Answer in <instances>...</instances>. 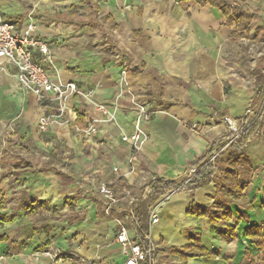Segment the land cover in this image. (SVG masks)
<instances>
[{"label":"crops","instance_id":"crops-1","mask_svg":"<svg viewBox=\"0 0 264 264\" xmlns=\"http://www.w3.org/2000/svg\"><path fill=\"white\" fill-rule=\"evenodd\" d=\"M207 1L0 0L3 20L19 21L18 28L31 21L36 36L47 43L51 61L42 64L53 82L77 83L79 93L70 102L82 126L106 118L97 110L100 104L115 114L113 122L99 124V137L108 141L102 147L64 125H51L42 132L39 120L53 105H43L36 96L19 92L14 67L0 66V126H16L10 138L28 135L43 152L33 151L20 159L22 146L7 139L10 159L18 158L12 159L11 167L4 163V170L0 158V204L6 202L0 215L12 217L10 222L0 221V264H85L98 255L107 258L106 264H124L117 242L100 252L90 246V225L98 221L95 210L105 212L100 187L121 181L116 190L123 194L128 188L138 197L149 180L181 179L212 142L228 134L225 118H245L256 89L264 84V66L248 78L241 76L244 64L236 51L241 41H230L235 24L229 26L221 11ZM238 2L255 15L249 39L253 41L254 30L264 26V0ZM135 102L145 104L152 114L146 125L148 139L136 156L121 141L134 132ZM230 153L226 152L225 162ZM244 155L249 166L239 171L249 182L244 192L246 206L232 204L229 222L215 225L206 218L187 215L192 201L207 208L220 206L217 187L212 184L194 195H172L160 209L155 236L154 228L150 231L152 240L182 247L192 243L190 235L198 234L207 250L221 253L213 260L190 259L187 264H230L225 256L240 264L247 251L256 264H263L264 254L245 235L249 226L264 228L263 136L252 140ZM55 163L59 168H54ZM66 164L73 166V172L60 167ZM78 194L70 211L64 200ZM15 196L17 203H13ZM32 200L45 202L50 213L57 211L65 217L50 220L46 224L51 227L49 232L35 231V218L25 211ZM129 207L119 202L113 215L129 212ZM101 221L108 217L104 215ZM237 223L234 242L218 237L217 230ZM128 232L134 238L133 230ZM52 244H57L58 255L70 251V258L54 257ZM169 261L176 264L179 259L163 260Z\"/></svg>","mask_w":264,"mask_h":264},{"label":"trees","instance_id":"trees-1","mask_svg":"<svg viewBox=\"0 0 264 264\" xmlns=\"http://www.w3.org/2000/svg\"><path fill=\"white\" fill-rule=\"evenodd\" d=\"M207 2L221 11L229 26L235 24L234 31L230 37L232 43H238L243 39H251L255 15L245 10L238 0H208ZM14 23L19 24V21H15ZM252 39L257 43L264 44V26H260L254 30V37ZM262 104L263 109L255 121H250L247 117L240 121L245 130L238 141L225 149L230 135L226 134L219 137L208 146L202 157L196 159L189 166L183 178L175 180L155 178L149 180L144 185L141 194L138 197H134V201L131 202L128 212L131 229L134 232V240L144 250L150 248L152 251L151 263L147 260L140 264H172L170 261L163 262L164 259L171 257L179 259L176 264H187L190 259L204 258L213 260L221 256L220 251L207 250L203 246L198 234L190 235L192 243L182 247H170L163 242L155 243L150 234V208L169 193L189 192L194 195L197 191L215 184L217 187L216 201L220 203V206L218 208H207L192 201L188 207L187 215L206 218L215 225L221 222H229L233 218V211L230 207L232 204L240 203L242 206H246L243 200L245 198L244 192L249 182L241 177L239 171V169L249 166V161L244 155V149L255 138L260 136L264 138V84L256 89L250 106L255 109ZM79 125H81L80 121ZM228 150H231V153L228 156L227 162H225L224 156ZM193 167H197L198 171L188 181V173ZM119 183L112 184L111 187L116 190ZM148 189L150 190L149 192L147 191ZM79 198V194L67 197L64 200V205L68 206L70 211H73ZM5 203V201L1 202V209L4 208ZM25 211L28 216L35 218L34 229L37 232L42 230L49 232L51 227L46 224L50 220L59 221L65 217V215L57 211L50 213L47 204L43 201L32 200L25 207ZM241 218L248 220L245 214H242ZM11 220L12 217L0 215V221L2 222H10ZM237 230L238 223L235 226L217 230V235L226 243H232L238 238ZM263 230L264 228L261 225L249 226L245 235L251 244L264 254ZM69 254L70 251H65L60 253L58 257L66 260L70 258ZM224 259L230 264H235L227 256ZM74 262L76 261L74 260ZM240 264H256L253 254L247 251Z\"/></svg>","mask_w":264,"mask_h":264},{"label":"built area","instance_id":"built-area-1","mask_svg":"<svg viewBox=\"0 0 264 264\" xmlns=\"http://www.w3.org/2000/svg\"><path fill=\"white\" fill-rule=\"evenodd\" d=\"M35 53L38 55L37 58L34 57ZM48 61H51L49 47L46 42L36 36V27L31 21L18 28L13 22L3 20L0 15V66L9 64L14 67L15 78L22 92L36 96L39 103L43 105H53L51 112H46L40 118V130L45 132L51 125H64L72 128L77 135L100 147L108 144V141L99 137V124L113 122L115 114L111 112L109 106L100 104L97 106V110L106 118H95L86 126L79 125V114L70 102L79 93L78 85L76 82L54 83L52 76L42 64ZM125 67L127 68V66ZM126 68L122 71L123 77L127 74ZM87 96H91V93ZM114 106L117 107V104ZM134 106L136 112L134 132L131 135L122 136L121 141L127 144L131 153L136 156L148 139L146 125L151 121L152 114L145 104L135 102ZM262 109L263 104L255 109L250 106L246 109L245 117L250 121H255ZM224 121L230 135L226 149L239 140L245 127L241 125L240 121L230 118H225ZM115 171L118 170L115 169ZM197 171V167L190 169L188 181L196 175ZM99 193L105 199V213L109 217L113 216V210L120 202L116 190L111 187V184H106L99 189ZM175 193H169L150 208V229L159 223L161 207ZM117 222L119 230L116 242L120 245L122 255L125 257L124 264H140L147 260L151 263V249L144 250L135 242L134 238L130 237L127 228L119 220Z\"/></svg>","mask_w":264,"mask_h":264},{"label":"rangeland","instance_id":"rangeland-1","mask_svg":"<svg viewBox=\"0 0 264 264\" xmlns=\"http://www.w3.org/2000/svg\"><path fill=\"white\" fill-rule=\"evenodd\" d=\"M73 12H77V10H74ZM60 13V12H59ZM59 13L57 12V14L55 13V15H59ZM103 19V18H101ZM258 24V23H257ZM103 38V37H102ZM101 44V43H100ZM236 51H238V53L241 55V60L243 61V73H241L242 77L248 78V76L252 73H257L258 69H260L261 67L264 66V44L261 43H256L254 40H248V39H244L242 40L237 46H236ZM252 65L256 66L255 68L251 67ZM17 89L19 92L23 93L17 82ZM14 125H12L11 123H8L6 127L0 126V143L4 142L3 145L0 144V158H2L3 161V170L5 169L4 163L6 165V167H11V163L14 162L17 158L13 156L12 160L10 159V154H8V144H7V139H11L12 141L18 143L19 145H21L20 147L22 148L19 153V158L21 159L22 157H27L28 154H30L31 152L35 151L38 152L40 154H43V152L41 150H39L37 147H35V145L33 144L32 140H28L29 136L25 135L23 136L21 133L18 136H14L13 138H10V133L13 132L15 130ZM18 132V131H17ZM44 134V133H43ZM41 134V135H43ZM32 139V137H31ZM22 164L20 163L19 166H21ZM22 167V166H21ZM61 168H66L67 172H73L71 171L73 169V166L71 165H60ZM54 168H59V164L55 163ZM72 168V169H71ZM57 175V173H56ZM106 185V184H103ZM102 185V186H103ZM101 186V187H102ZM100 187V188H101ZM123 194L120 192V190H116V195L119 199L120 202H122L125 207H128L130 205V203L132 202L133 197L135 196L133 194V192L131 190H129L128 188L123 189ZM123 195V196H122ZM16 200V196L13 198ZM18 201H13V203H17ZM89 204V202L87 201V205ZM13 205V204H12ZM55 208V207H54ZM95 217L97 218V222L93 221V225H90L92 229V237H91V241H90V246L92 249H95L100 252L102 250H106L107 246L110 244H114V242H116V236L119 230V223L117 222V220H119L121 222V224H123L127 230H131L130 229V220L128 217V212H121L118 214V216H108L105 212L104 214L95 210ZM108 217V221H101V218L103 216ZM96 224V225H95ZM154 228V229H153ZM153 235L155 236L156 234V227L153 226ZM130 235V234H129ZM89 237V236H88ZM131 237V236H130ZM85 239L87 240V237H85ZM109 243V244H108ZM53 248L50 249L51 254L54 257H57L59 251H58V247L57 244H52ZM96 246V247H95ZM107 258L101 257L100 255L89 259L85 262V264H106Z\"/></svg>","mask_w":264,"mask_h":264}]
</instances>
